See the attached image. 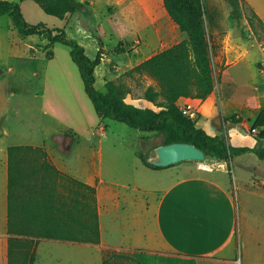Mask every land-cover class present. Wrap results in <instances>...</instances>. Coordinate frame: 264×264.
<instances>
[{"label":"rangeland","instance_id":"rangeland-1","mask_svg":"<svg viewBox=\"0 0 264 264\" xmlns=\"http://www.w3.org/2000/svg\"><path fill=\"white\" fill-rule=\"evenodd\" d=\"M14 1L20 2L28 21L64 27L71 37L86 47L91 57H95L99 41H102L104 54L95 68L96 87L106 94L109 91L107 83H113L127 102L142 108L158 109L144 98L147 87H158L157 80L147 73L128 71L185 38L166 11L163 0H80L88 3L90 14L75 11L64 18L46 13L33 0ZM205 4L212 35L211 56L216 80L210 95L217 105L211 119L214 132L229 145L262 147L264 139L258 136L261 128L254 122L264 108V53L261 48L264 47V22L255 15L249 22L242 0H205ZM118 45L122 52L116 51ZM9 65L15 68L6 80L7 87L15 91L10 98L12 125L21 131V140L32 144L41 141L53 130H60L59 121H55L53 115H44L41 98L35 97V93L44 92L48 97L46 107L53 110L56 106L61 117L76 122L81 128L83 125L82 130H85L86 136L92 137L95 150L100 151L101 135L106 134L103 144L106 177H134L143 183H148L150 177L152 189L159 191L166 186L160 183L164 180L163 176H170L171 172L159 170L146 176L145 168L136 156L140 153L151 163L148 159L155 158L156 148L164 140L163 133L140 130L108 117L99 116L98 121V114L90 108L87 112L80 109V113L73 111L71 105L80 108V102L86 103L82 95L87 97V94L68 45L51 44L45 35L24 36L9 14H0V66ZM182 102L181 99L177 102L180 111ZM82 113L86 116L83 117ZM232 117L239 121L235 122ZM197 125L201 126L200 117ZM73 133L71 128L66 127L59 136L67 137ZM86 145L82 139L74 142L69 152L61 153L71 168H80L81 157L77 156L76 150L84 151ZM56 157L61 161L59 155ZM221 161L210 157L208 160H185L171 166L179 167L183 175L189 176L200 174L207 166H221ZM140 165L142 168L138 169ZM227 165L233 175L235 196L237 184L246 186L258 182L257 186L261 183L264 159L254 152L232 155ZM157 195L156 192L150 197ZM101 243L80 247L78 243L42 239L36 248L34 264H103L107 258L110 259L109 264H139L132 249L104 248ZM115 253L129 257L113 258ZM2 260L0 249V264H5Z\"/></svg>","mask_w":264,"mask_h":264},{"label":"trees","instance_id":"trees-1","mask_svg":"<svg viewBox=\"0 0 264 264\" xmlns=\"http://www.w3.org/2000/svg\"><path fill=\"white\" fill-rule=\"evenodd\" d=\"M33 1L46 13L61 18L75 11L90 14L85 1ZM163 1L166 11L186 36L128 71L147 73L157 80L158 87L151 85L144 93V98L157 106V110L127 102L113 83H107L109 91L106 94L96 87L95 68L101 63L104 54L102 41H99L95 57H91L86 47L71 37L64 27L28 21L18 1L0 0V14H9L24 36L45 35L51 44L62 43L70 47L85 92L99 116L125 122L140 130L159 131L164 135L162 144L191 142L202 148L207 156L219 161L246 152H254L264 159V146L229 145L221 135L210 134L197 125L199 117L191 119L179 110L177 102L181 97L205 99L215 89L212 35L207 22L205 0ZM242 4L249 22L254 15L258 18L247 0H242ZM116 51L122 52L120 45ZM254 125L261 128L258 136L264 139V108L258 113ZM137 155L151 168H164L149 163L140 153ZM8 232V264H34L36 248L42 239L100 243L96 186L58 169L43 147L11 146ZM112 257L129 255L115 253ZM109 260L105 259L103 264H109Z\"/></svg>","mask_w":264,"mask_h":264},{"label":"crops","instance_id":"crops-1","mask_svg":"<svg viewBox=\"0 0 264 264\" xmlns=\"http://www.w3.org/2000/svg\"><path fill=\"white\" fill-rule=\"evenodd\" d=\"M247 1L264 22V0ZM261 48L264 53V47ZM14 71L13 65L0 66V249L5 264H8L9 244V148L13 145L43 147L58 169L96 186L104 248L132 249L139 264H264V174L257 185L259 187L256 186L258 182L246 186L237 184L235 196L234 179L227 160H222L221 166H207L200 174L188 176L183 175L179 167L151 168L136 154L145 168L144 175L159 170L171 172L172 175L163 176L160 184H165L164 188L152 189L150 177L148 183L134 177H106L103 159L106 134L101 135L100 151L95 150L92 137L86 136L82 130L83 125L81 128L76 122L61 117L56 106L53 110L46 107L48 97L44 92L35 93V97L41 98L43 114L53 115L54 120L59 121L60 130H53L32 144L21 140V131L14 128L11 117L10 98L15 91L7 87L6 81ZM210 95L205 100L180 99L194 100L201 126L215 135L211 119L217 105ZM82 96L86 103L80 102V108L71 105L73 111L87 112L90 108L96 112L89 96ZM66 127L75 133L59 136ZM82 139L87 145L84 151L76 150L77 156L81 157L80 168H71L61 153L69 152L72 144ZM239 190L243 194H239ZM156 192V197H150ZM73 243L80 244V247L94 245Z\"/></svg>","mask_w":264,"mask_h":264},{"label":"water","instance_id":"water-1","mask_svg":"<svg viewBox=\"0 0 264 264\" xmlns=\"http://www.w3.org/2000/svg\"><path fill=\"white\" fill-rule=\"evenodd\" d=\"M155 158L148 160L157 166H169L185 160H208L210 157L199 146L185 141L164 143L156 148Z\"/></svg>","mask_w":264,"mask_h":264},{"label":"built area","instance_id":"built-area-1","mask_svg":"<svg viewBox=\"0 0 264 264\" xmlns=\"http://www.w3.org/2000/svg\"><path fill=\"white\" fill-rule=\"evenodd\" d=\"M180 109L184 115L188 116L191 119H197L199 117L198 107L192 99L184 100L181 104ZM254 130H257V128H255Z\"/></svg>","mask_w":264,"mask_h":264},{"label":"bare ground","instance_id":"bare-ground-1","mask_svg":"<svg viewBox=\"0 0 264 264\" xmlns=\"http://www.w3.org/2000/svg\"><path fill=\"white\" fill-rule=\"evenodd\" d=\"M229 167V166H228Z\"/></svg>","mask_w":264,"mask_h":264}]
</instances>
